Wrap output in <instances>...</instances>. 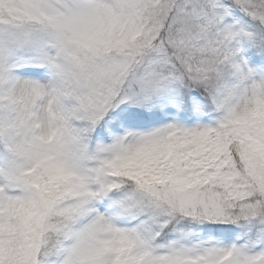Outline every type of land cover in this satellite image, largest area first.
I'll return each mask as SVG.
<instances>
[{
    "label": "snow or ice",
    "instance_id": "6c2138e0",
    "mask_svg": "<svg viewBox=\"0 0 264 264\" xmlns=\"http://www.w3.org/2000/svg\"><path fill=\"white\" fill-rule=\"evenodd\" d=\"M0 264H264V0H0Z\"/></svg>",
    "mask_w": 264,
    "mask_h": 264
}]
</instances>
